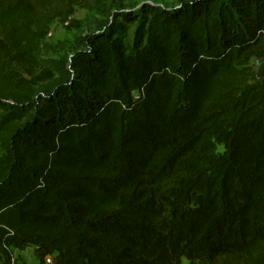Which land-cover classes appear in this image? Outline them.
Wrapping results in <instances>:
<instances>
[{
    "label": "trees",
    "instance_id": "obj_1",
    "mask_svg": "<svg viewBox=\"0 0 264 264\" xmlns=\"http://www.w3.org/2000/svg\"><path fill=\"white\" fill-rule=\"evenodd\" d=\"M79 2L0 0V264L29 247L39 264H264V0L120 10L42 59Z\"/></svg>",
    "mask_w": 264,
    "mask_h": 264
},
{
    "label": "rangeland",
    "instance_id": "obj_2",
    "mask_svg": "<svg viewBox=\"0 0 264 264\" xmlns=\"http://www.w3.org/2000/svg\"><path fill=\"white\" fill-rule=\"evenodd\" d=\"M192 0H80L75 6L70 21L63 22L55 19L49 26L45 39V47L41 53L42 59H58L61 56L72 55L75 52L86 50L89 36L100 34L107 30V22L120 21L116 18L120 10L137 11L144 4H158L166 8L180 7L182 3ZM136 23L128 25V37L132 35ZM260 61L253 59V70H256ZM255 76L253 77V81ZM5 113L0 103V117ZM34 251L28 248L23 253L15 251L14 256L23 264H39ZM31 256V257H30ZM184 264H187L184 261Z\"/></svg>",
    "mask_w": 264,
    "mask_h": 264
},
{
    "label": "built area",
    "instance_id": "obj_3",
    "mask_svg": "<svg viewBox=\"0 0 264 264\" xmlns=\"http://www.w3.org/2000/svg\"><path fill=\"white\" fill-rule=\"evenodd\" d=\"M52 263V258L50 256H46L44 259V264H51ZM10 264H15L14 261H12Z\"/></svg>",
    "mask_w": 264,
    "mask_h": 264
},
{
    "label": "crops",
    "instance_id": "obj_4",
    "mask_svg": "<svg viewBox=\"0 0 264 264\" xmlns=\"http://www.w3.org/2000/svg\"><path fill=\"white\" fill-rule=\"evenodd\" d=\"M30 249H32V251H33V248H31V247H29ZM26 249H28V248H26ZM25 249V250H26ZM19 252V251H18ZM21 253H23V251H21ZM34 258H35V255H32ZM31 257V256H30Z\"/></svg>",
    "mask_w": 264,
    "mask_h": 264
}]
</instances>
